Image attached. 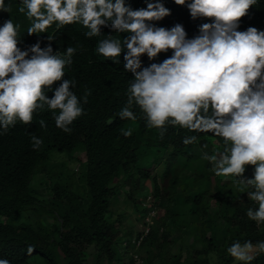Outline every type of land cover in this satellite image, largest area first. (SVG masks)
I'll return each instance as SVG.
<instances>
[{
    "label": "clouds",
    "instance_id": "clouds-1",
    "mask_svg": "<svg viewBox=\"0 0 264 264\" xmlns=\"http://www.w3.org/2000/svg\"><path fill=\"white\" fill-rule=\"evenodd\" d=\"M261 4V0H0V135L30 124L36 131L31 136L33 149H39L43 140L38 136L46 137V125L36 119L38 109L52 113L56 127L70 133L73 122L86 114L82 105L91 95L86 89L77 96L76 83L87 76L77 56L90 52L87 39L98 38L90 64L100 59L120 65L124 56L116 75L128 77L126 92L117 115L107 123H120V132L134 141V154L127 165L130 184L121 178L123 184L110 186L115 191L113 204H118L121 187L128 202L134 205L136 200L138 208L146 210L143 231L138 227L137 233L149 234L164 214L169 195L181 196L183 214L195 200L189 195L193 163L186 162L179 173L175 164L164 166L173 145L163 147L161 141L171 130L184 135L212 133L230 144L223 152L203 151L201 158L210 162L216 176L236 178L235 195L253 225L251 233H264V31L254 27L239 31L241 18L247 15L244 25L250 24ZM103 76L90 78L96 92ZM182 142L196 144L199 137L186 136ZM80 154L86 160V154ZM78 155L77 160L62 155L55 159H68L67 168L76 176L70 164L81 166ZM247 166L254 171L246 173ZM82 172L83 167L78 177ZM208 172L203 170L207 178ZM156 187L159 197H154ZM140 241L131 242L135 251ZM32 251L29 248V254ZM227 252L235 261L251 264L256 255L264 254V240L235 241ZM134 260L141 263L137 255ZM0 264L12 263L0 259Z\"/></svg>",
    "mask_w": 264,
    "mask_h": 264
},
{
    "label": "trees",
    "instance_id": "trees-1",
    "mask_svg": "<svg viewBox=\"0 0 264 264\" xmlns=\"http://www.w3.org/2000/svg\"><path fill=\"white\" fill-rule=\"evenodd\" d=\"M261 3L258 10H251L254 16L250 24L244 25L247 15L241 18L239 31L249 27L264 31V0ZM97 40L87 39L90 52L77 56L81 70L87 73L76 83L77 96L86 89L91 95L82 105L86 114L73 122L70 133L56 127L52 113L38 109L36 119L46 125V137L38 136L43 140L39 149H33L31 136H36V131L30 124L18 125L0 135V259L12 264H136L137 255L141 260L138 264H243L235 261L227 248L235 241L256 244L264 240V233H251L253 225L241 212L242 200L235 195L239 187L236 178L216 176L210 162L201 158L203 151L211 155L230 147L212 133L184 135L171 130L161 141L163 147L173 145L165 167L175 164L179 173L186 162L194 165L193 193L189 195L195 200L185 214L180 213L181 196L169 195L168 205L162 207L164 214L143 236L135 230L129 214L112 209L115 191L110 185L121 178L130 184L127 165L134 154V141L120 132V123H107L117 115L126 92L128 77L116 75L124 66V56L120 65L100 59L90 64ZM98 73L104 76L97 81L102 88L96 92L90 78ZM107 78L113 84L105 81ZM140 128L145 130L142 125ZM191 135H197L199 142L183 144V138ZM203 144L208 145L207 149H202ZM82 152L86 160L78 178L65 161L53 156L60 153L77 160ZM204 169L209 171V178ZM250 171H254L253 166L246 167L245 172ZM39 174L50 182V196L44 202L29 187ZM209 181L214 184L207 188ZM155 191L154 197H159V188ZM27 212L38 219L35 221ZM132 212L139 222L146 210H140L135 200ZM139 238V250L135 251L130 243H137ZM29 248L33 249L31 254ZM251 264H264V254L256 255Z\"/></svg>",
    "mask_w": 264,
    "mask_h": 264
},
{
    "label": "rangeland",
    "instance_id": "rangeland-1",
    "mask_svg": "<svg viewBox=\"0 0 264 264\" xmlns=\"http://www.w3.org/2000/svg\"><path fill=\"white\" fill-rule=\"evenodd\" d=\"M61 155L60 153H55L53 156H58ZM81 158V162L85 161V155L84 154H79L78 155ZM59 160H63V161H67L68 159L66 158H60ZM70 166H72L74 172L76 173V177L78 178V175L81 173L82 171V167L79 166L76 163H72L70 164ZM78 169V170H77ZM208 175V173H207ZM223 178V176H218ZM225 177V176H224ZM226 181V179H225ZM121 184H123V180H121L120 182ZM49 185V180L46 179V177H44L43 175H36L32 178L31 184H30V190L33 194H35L39 200L41 201H45L48 198V191H47V186ZM146 185L149 186V182H146ZM211 187H213V184L211 185ZM211 191V190H210ZM238 191V190H237ZM244 191V190H243ZM117 200H118V204L115 205V203L112 205V209H114L117 212H122L124 211V214H129L130 217H128L129 219L132 220V224H134L135 230L137 231L136 228L140 229L141 231H143V225H144V219H141L138 224H137V214H134L132 212L133 210V204L128 202L127 197H126V192H124L121 187L117 188ZM161 213V212H160ZM29 216L34 217V219L36 220V216H34L33 213H29ZM153 215V214H152ZM127 220L123 221L124 224H127ZM140 225V226H138ZM131 244V243H130ZM178 248V247H177ZM135 250H137V247H135Z\"/></svg>",
    "mask_w": 264,
    "mask_h": 264
}]
</instances>
